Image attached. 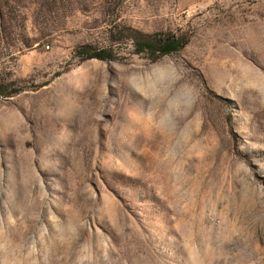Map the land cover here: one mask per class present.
I'll use <instances>...</instances> for the list:
<instances>
[{"label":"rangeland","instance_id":"rangeland-1","mask_svg":"<svg viewBox=\"0 0 264 264\" xmlns=\"http://www.w3.org/2000/svg\"><path fill=\"white\" fill-rule=\"evenodd\" d=\"M0 87V264H264V0H0Z\"/></svg>","mask_w":264,"mask_h":264},{"label":"trees","instance_id":"trees-1","mask_svg":"<svg viewBox=\"0 0 264 264\" xmlns=\"http://www.w3.org/2000/svg\"><path fill=\"white\" fill-rule=\"evenodd\" d=\"M131 40L137 51L150 50L153 53L157 52L159 56L179 51L185 45V41L182 38L152 41L147 37L137 34V36H132ZM78 52L85 53V58H95L99 60L111 58L109 52L105 50L91 51L88 45H82L78 49Z\"/></svg>","mask_w":264,"mask_h":264}]
</instances>
